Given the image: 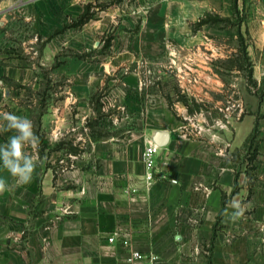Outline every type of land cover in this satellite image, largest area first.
Returning a JSON list of instances; mask_svg holds the SVG:
<instances>
[{
    "label": "crops",
    "instance_id": "0c3cea01",
    "mask_svg": "<svg viewBox=\"0 0 264 264\" xmlns=\"http://www.w3.org/2000/svg\"><path fill=\"white\" fill-rule=\"evenodd\" d=\"M237 4L236 15L234 0H0V112L40 138L26 149L30 183L0 162V264H127V235L155 264H264V167L231 156L256 126L250 95L234 114L219 72L235 53L228 28L198 26L240 15L264 80V0ZM197 105L224 112L215 138L188 124ZM15 134L0 131V145Z\"/></svg>",
    "mask_w": 264,
    "mask_h": 264
},
{
    "label": "rangeland",
    "instance_id": "374dc122",
    "mask_svg": "<svg viewBox=\"0 0 264 264\" xmlns=\"http://www.w3.org/2000/svg\"><path fill=\"white\" fill-rule=\"evenodd\" d=\"M241 25L242 17L240 15L232 23H219V26L228 28L230 39L228 43L235 48V53L232 58L220 62V68L222 70H219V72L223 87H232L236 90L234 106L231 109L234 114H237L238 110L237 105L240 99L238 93L241 95L242 91H245V96L249 93L250 114L252 118H255L256 126L243 148H236L231 153V156L236 162L241 163L242 166L248 168L264 167V80L256 78L254 65L248 61L245 54L246 51L242 49V44H245L246 41L248 42L250 38L243 36L244 40H242ZM194 107L197 108H195V111H189L187 117L192 116L194 122L188 121V124H190V127L192 123L196 125L194 126L197 129L195 132L200 133L205 129L211 132L214 131L215 133H212V136H214L218 135V132L221 133L223 131V125L220 121L224 118V112L210 110L205 106H202L203 109H199L198 105ZM182 121L183 123L187 122ZM200 122L203 123L202 127L197 126Z\"/></svg>",
    "mask_w": 264,
    "mask_h": 264
},
{
    "label": "clouds",
    "instance_id": "9594fccd",
    "mask_svg": "<svg viewBox=\"0 0 264 264\" xmlns=\"http://www.w3.org/2000/svg\"><path fill=\"white\" fill-rule=\"evenodd\" d=\"M0 118L5 122L0 124V131L14 130L15 135L9 137L7 143L0 145V162L12 177L17 178L18 184L30 183L35 171L37 161L26 149H36L40 138L34 131L33 122L24 116L10 112H0ZM7 183L0 178V194L6 191ZM236 211L233 219L239 218L244 213V208L238 201L231 205Z\"/></svg>",
    "mask_w": 264,
    "mask_h": 264
},
{
    "label": "built area",
    "instance_id": "2783aa9c",
    "mask_svg": "<svg viewBox=\"0 0 264 264\" xmlns=\"http://www.w3.org/2000/svg\"><path fill=\"white\" fill-rule=\"evenodd\" d=\"M159 146L157 144H153L151 146H147L143 152V161L146 166V181L148 184H152V181L154 180V175L152 172L153 166H154V156L156 152L158 151ZM121 234L119 232H115L108 241L110 243H113L117 240V237ZM124 249L126 251V263L127 264H155L159 257L154 254H145L139 249L135 248V246L132 243V240L130 237L125 236L123 241Z\"/></svg>",
    "mask_w": 264,
    "mask_h": 264
},
{
    "label": "trees",
    "instance_id": "16d2710c",
    "mask_svg": "<svg viewBox=\"0 0 264 264\" xmlns=\"http://www.w3.org/2000/svg\"><path fill=\"white\" fill-rule=\"evenodd\" d=\"M234 11L236 12V15H237L238 14L237 0H234ZM219 23L229 24V23H231V21L229 19H222L219 17H213V16L208 14V15H206V17H204L203 19L200 20V22L198 23V26H201L204 24H216V25H218ZM243 50L245 51V49H243ZM246 57H247V55H246Z\"/></svg>",
    "mask_w": 264,
    "mask_h": 264
},
{
    "label": "water",
    "instance_id": "95a60500",
    "mask_svg": "<svg viewBox=\"0 0 264 264\" xmlns=\"http://www.w3.org/2000/svg\"><path fill=\"white\" fill-rule=\"evenodd\" d=\"M165 135V134H164ZM166 136V135H165Z\"/></svg>",
    "mask_w": 264,
    "mask_h": 264
}]
</instances>
